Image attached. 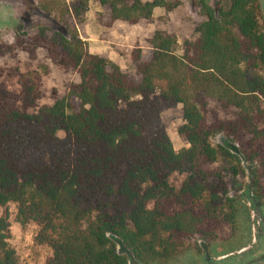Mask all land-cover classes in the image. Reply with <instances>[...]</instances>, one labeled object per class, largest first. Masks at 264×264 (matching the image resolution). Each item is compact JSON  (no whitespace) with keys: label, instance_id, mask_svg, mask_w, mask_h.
Here are the masks:
<instances>
[{"label":"trees","instance_id":"1","mask_svg":"<svg viewBox=\"0 0 264 264\" xmlns=\"http://www.w3.org/2000/svg\"><path fill=\"white\" fill-rule=\"evenodd\" d=\"M90 2L107 24L149 23L177 0H39L66 33L18 27L14 44L38 51L77 76L63 95L41 104L40 76L0 84V207L37 227L34 242L51 250L45 264H168L201 243L227 241L238 229L239 197L249 170L264 207V10L260 0H199L204 20L174 53L173 33L155 31L131 52L133 73L88 51L79 34ZM101 16V15H100ZM0 44V55L11 50ZM182 105L175 151L162 121ZM58 132H63L60 136ZM218 136L238 153L217 142ZM246 164V166H244ZM232 176V177H231ZM0 216V264H20Z\"/></svg>","mask_w":264,"mask_h":264},{"label":"rangeland","instance_id":"2","mask_svg":"<svg viewBox=\"0 0 264 264\" xmlns=\"http://www.w3.org/2000/svg\"><path fill=\"white\" fill-rule=\"evenodd\" d=\"M205 1L213 2V0ZM260 2L264 10V0ZM177 3L169 12L160 7L149 23L129 25L115 21L109 25L102 16V8L90 2L83 26H79V34L89 52L104 56L123 70L133 73L132 50L140 46L145 55L148 51L145 40L155 31L164 30L175 35L177 43L174 53L177 55L182 54L183 42L195 37V26L204 20V16L200 13L199 0H177ZM38 26L66 33L58 14L56 12L48 14L43 11L39 6V0H0V44L12 47L11 50L0 55V84L3 83L10 89H17L18 74L35 71L40 76L43 95L39 105L51 104L54 93L63 95L68 84L78 79L77 76L65 73L53 65L43 56L42 51H38L37 58L32 60L27 53L15 46L14 39L18 27L22 32L31 34ZM162 121L175 151L189 146L178 134V127L183 124L181 104L165 109L162 112ZM58 134L63 136V132ZM217 142L238 153L237 146L224 137L218 136ZM248 172L246 168L244 175L234 177L237 184L229 191L240 200L238 229L234 235L227 241L218 240L209 245L201 243L198 250L187 251L168 264H264V207L253 197L249 187ZM5 210L10 221L8 244L15 249L19 263L45 264L51 250L34 242L36 225L17 221L13 204L6 208L0 207V216ZM118 250L128 256L130 264H140L131 257L130 253L122 250L120 245Z\"/></svg>","mask_w":264,"mask_h":264},{"label":"crops","instance_id":"3","mask_svg":"<svg viewBox=\"0 0 264 264\" xmlns=\"http://www.w3.org/2000/svg\"><path fill=\"white\" fill-rule=\"evenodd\" d=\"M159 8H160V7H156V8H154V10H153V17L155 16V13H156L157 10H159Z\"/></svg>","mask_w":264,"mask_h":264}]
</instances>
